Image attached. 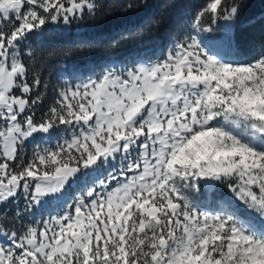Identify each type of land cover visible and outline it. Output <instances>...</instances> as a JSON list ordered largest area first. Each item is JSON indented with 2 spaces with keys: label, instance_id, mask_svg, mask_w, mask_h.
<instances>
[{
  "label": "snow or ice",
  "instance_id": "1",
  "mask_svg": "<svg viewBox=\"0 0 264 264\" xmlns=\"http://www.w3.org/2000/svg\"><path fill=\"white\" fill-rule=\"evenodd\" d=\"M148 7L120 5L112 47L163 22L132 19ZM248 7L207 0L163 58L65 81L47 104L57 51L21 45L110 5L0 0V264H264V48L246 55L235 31ZM47 203L68 210L9 227Z\"/></svg>",
  "mask_w": 264,
  "mask_h": 264
},
{
  "label": "trees",
  "instance_id": "2",
  "mask_svg": "<svg viewBox=\"0 0 264 264\" xmlns=\"http://www.w3.org/2000/svg\"><path fill=\"white\" fill-rule=\"evenodd\" d=\"M206 2L207 0H171L165 7L160 0H147L149 7L137 12L132 19L147 20L149 16L155 18L154 14L164 13L163 22L155 26L151 32L147 30V26H144L141 37L135 40H120L118 47H112V40L108 37V33L118 28L119 17L122 15L120 5L125 3V0H107L110 9L106 10L104 16L97 19L86 17L84 20L73 21L68 25L50 24L41 33L29 37L21 45V55L28 51V46L32 49H56L57 54L48 58L49 70L43 73L49 84L46 103L51 104L54 99L52 89H59L65 81L75 84L89 76L101 74L110 66L120 70L133 63L163 58L173 43L192 34L190 25L194 14ZM248 2L249 7L241 14L235 31L242 51L246 55H255L264 48V0H248ZM148 24H151L150 20ZM86 40L93 43L85 47L82 42ZM68 50H71L68 55L62 54L63 51ZM44 110L46 111L47 108ZM53 135L59 139L63 134L54 133ZM51 141L54 143L56 140ZM31 150L32 146L26 145V152L29 155ZM227 193L228 190L222 186L216 189L215 198L220 200ZM205 198L201 197V200ZM20 206L22 209V200ZM53 211L54 209L49 205L41 209L34 208L31 212L22 211L23 218L18 219L15 225L10 224L9 227L14 226L22 230L34 221H42L45 215Z\"/></svg>",
  "mask_w": 264,
  "mask_h": 264
},
{
  "label": "rangeland",
  "instance_id": "3",
  "mask_svg": "<svg viewBox=\"0 0 264 264\" xmlns=\"http://www.w3.org/2000/svg\"><path fill=\"white\" fill-rule=\"evenodd\" d=\"M144 61H146V60H144ZM117 71H119V70H117ZM95 77V76H94ZM87 79V78H86ZM83 80H85V79H83ZM56 142V141H55ZM54 142V143H55ZM51 143H53L52 141H51ZM53 143V144H54ZM110 170V169H109ZM106 175V173H103V174H101L98 178L99 179H103L104 178V176ZM113 187L115 186V184L113 183V185H112ZM222 187V186H221ZM220 187V188H221ZM222 190V189H221ZM80 194V185H77L76 187H75V189H69V195L66 197V200H67V202L68 203H72L73 202V200H74V198H75V196H77V195H79ZM229 195V193H227L225 196H223L222 198H220V199H223L224 197H226V196H228ZM45 205H49V207H52L53 209H54V211L51 213V214H49V215H56V214H58V213H60V214H62L64 211H67L68 209H67V207L66 206H63V207H61V206H58V205H56V204H53V203H47V204H44L43 206H45ZM43 206H41V207H43ZM41 207H37L38 209H41ZM203 210V209H202ZM208 210H212V207L210 206L209 208H208ZM49 215H45V218L44 219H46V218H48V216Z\"/></svg>",
  "mask_w": 264,
  "mask_h": 264
}]
</instances>
